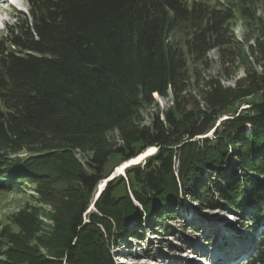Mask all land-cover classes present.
I'll return each mask as SVG.
<instances>
[{"label":"trees","instance_id":"trees-1","mask_svg":"<svg viewBox=\"0 0 264 264\" xmlns=\"http://www.w3.org/2000/svg\"><path fill=\"white\" fill-rule=\"evenodd\" d=\"M29 1V14L0 38V190L17 187L10 180L32 172L33 165L45 170V160L53 157L46 149L26 159L12 158L17 154L13 122L24 132L32 131L40 145L89 152L86 164L91 171L82 166L69 170L77 200L45 244L46 252L33 251L24 262L115 264L112 235L126 234L128 224H140L143 216L156 222L157 234L173 235L170 224L180 219L185 195L211 209L253 208L256 214L250 216L258 221L264 205V131L244 133L241 140L235 134L247 131V125L264 129V74L243 88L212 83L207 107L189 110L181 106L185 55L163 42L168 23L192 15L184 0ZM169 91L176 106L164 112L165 119L157 114L144 124L142 108L153 103L155 93L168 97ZM258 91L263 100L251 103L252 110L237 115L233 110L222 123L223 133L216 136L217 145L210 139L195 141L230 107ZM115 131L118 139L111 136ZM236 143L243 145L242 151ZM152 146L157 152L144 164L129 167L127 182L119 176L107 183L95 202L98 212L83 221L110 160L128 161ZM204 171L209 172V183L203 182ZM213 173L218 176L214 182ZM3 179L10 185L3 187ZM132 235L144 238L143 231ZM257 236L254 254L242 264H264V224Z\"/></svg>","mask_w":264,"mask_h":264},{"label":"rangeland","instance_id":"rangeland-1","mask_svg":"<svg viewBox=\"0 0 264 264\" xmlns=\"http://www.w3.org/2000/svg\"><path fill=\"white\" fill-rule=\"evenodd\" d=\"M12 1L17 6L12 5L10 0H0L3 8L0 6V37L8 33L6 18L12 24L16 17L28 15V0ZM184 1L193 9L192 15L186 20L177 19L168 23L163 32V42L166 48H178L185 55L187 80L182 91L184 101L181 106L185 105L189 110H202L207 107L205 97L210 84L219 81L223 86L243 88L255 76L264 74V0ZM172 16V13L168 15L167 22ZM213 23L216 25L211 29ZM154 97L151 105L142 108L144 124L151 123L157 114L163 119L164 112L176 106L172 91H169L168 97H161L156 93ZM262 100V91L249 95L241 103L230 107V111L220 115L206 133L194 138L195 141L210 139L217 145L216 136L223 133L222 123L232 115L233 110H237L236 115L240 111L252 110L249 107L251 103ZM1 109L7 114L10 112L3 104ZM10 120L12 123V118ZM16 123L13 122L11 126L14 127L10 129L17 153L11 155L12 158L26 159L34 156V153H44L46 149L53 152V157L45 160V170L33 165L32 172H20L17 179L10 180L17 187L0 190V264H27L24 260L29 253L46 252L45 244L50 242L54 230L67 219L70 208L77 200L75 196L78 194H73L74 180L69 175V170L82 166L86 171H91L86 164L89 152L68 146L57 147L55 143L49 147L40 145L36 143L32 131L24 132ZM246 130H239L235 135L240 139L246 136L244 133L264 131L263 127L255 128L252 125H247ZM117 135L116 131L111 134L118 139ZM236 144L237 151H242L243 145ZM146 161L147 158L142 164ZM232 161L236 162L238 159L233 158ZM121 163L122 160L111 159L106 166L104 179H109ZM228 163L229 159L226 160V165ZM173 164L176 169L179 165L177 156L173 157ZM4 172L6 169L3 168L2 173ZM208 174L209 172L204 171L203 178L208 177ZM119 176L124 177L127 182V169L115 178ZM217 177L213 173L211 180L217 181ZM102 182L104 181L101 180L100 183ZM203 182L209 183V179L205 178ZM7 183L8 179H3L1 185L5 187L8 186ZM107 185H104L103 190ZM127 189L130 193L128 186ZM187 189L191 190L190 187ZM96 192L97 187L82 215L85 222L92 212H98L95 208L99 197H96ZM182 201L183 206L178 211L180 219L170 224L173 235L157 234L156 222L144 216L140 224L129 223L126 234L112 235L110 247L115 264H207V261L221 255L222 252L218 250L222 246L238 251L230 255L233 258L226 264L245 263V259L254 254L257 234L264 224V205L261 217L255 222L250 216L256 214L253 208L246 207L232 212L220 208L211 209L191 200L188 195ZM132 202L141 207L133 198ZM141 231L144 233L142 240L132 235ZM204 253L207 257H204ZM211 254L216 255L211 257Z\"/></svg>","mask_w":264,"mask_h":264},{"label":"bare ground","instance_id":"bare-ground-1","mask_svg":"<svg viewBox=\"0 0 264 264\" xmlns=\"http://www.w3.org/2000/svg\"><path fill=\"white\" fill-rule=\"evenodd\" d=\"M8 1V0H7ZM1 6V5H0ZM156 147L155 146H152V147H149L148 149H146L142 154H140L139 156H137V157H135V158H133V159H131V161L130 160H128V161H126V162H124V163H122L121 165H119L118 167H117V169H116V172L118 173V174H122V173H124V168H125V166H127L128 164H131V163H136V162H139L142 158H144L145 156H146V154H148V155H151V154H153L154 153V151L156 150L155 149ZM116 174V173H115ZM117 174V175H118ZM103 183V182H102ZM101 183V190H103V188H104V185H105V182H104V184H102ZM225 241V240H224ZM228 245V244H227ZM233 245H235V244H229L228 246H233ZM235 248V247H234ZM190 251H193L192 249L190 250ZM219 251H221L222 253H221V255H217L218 257H214V260H209V261H207V264H226L227 262H229L232 258H233V256H230V255H233V254H236V253H238V251L235 249H232V248H225V247H221L219 250H218V252ZM215 252H216V250H215ZM218 252L216 253V254H218ZM216 254H211L212 256L211 257H213L214 255H216ZM204 257H207V255H206V253H204Z\"/></svg>","mask_w":264,"mask_h":264},{"label":"water","instance_id":"water-1","mask_svg":"<svg viewBox=\"0 0 264 264\" xmlns=\"http://www.w3.org/2000/svg\"><path fill=\"white\" fill-rule=\"evenodd\" d=\"M224 87H230V86H224ZM163 119H165V114H164V118ZM150 124V123H149ZM156 147V150H158V147L157 146H155ZM146 150V149H145ZM144 150V151H145ZM144 151H142V152H144ZM142 152L141 153H139V154H142ZM154 153H156L155 151H154ZM153 153V154H154ZM139 154L137 155V156H139ZM153 154H151V155H153ZM151 155H148V154H146V156L144 157V158H142L139 162H136V163H131V164H128L127 166H125V168H124V173H125V170L126 169H128L129 167H131V166H134V165H139V164H142V162L146 159V158H148L149 156H151ZM136 157V156H135ZM135 157H132L131 159H133V158H135ZM131 159H128V160H130L131 161ZM127 161V160H126ZM125 160L124 161H122V163H124V162H126ZM121 163V164H122ZM116 173V174H115ZM117 172H116V170L112 173V175H111V177H109V179H101V180H103L104 182H105V185H107V182H108V180H111V179H113V178H115V176H117ZM119 175V174H118ZM101 180L98 182V186L96 185V187H97V192H96V197H98L99 195H100V193L103 191V190H101L102 188H101ZM104 182L102 183V184H104ZM106 187V186H105ZM96 189V188H95ZM63 261L65 262L66 260H65V258H63ZM63 262V263H64Z\"/></svg>","mask_w":264,"mask_h":264}]
</instances>
